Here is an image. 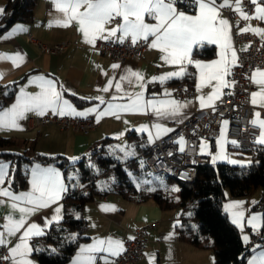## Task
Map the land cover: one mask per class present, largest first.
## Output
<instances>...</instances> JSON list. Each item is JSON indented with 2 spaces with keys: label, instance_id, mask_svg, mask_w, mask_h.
I'll list each match as a JSON object with an SVG mask.
<instances>
[{
  "label": "crops",
  "instance_id": "obj_1",
  "mask_svg": "<svg viewBox=\"0 0 264 264\" xmlns=\"http://www.w3.org/2000/svg\"><path fill=\"white\" fill-rule=\"evenodd\" d=\"M221 2L222 0H217V3ZM8 3L9 0H0V8L4 10L3 13L0 14V17L6 12ZM230 3L234 9L235 0H230ZM260 3L264 5V0H260ZM175 7L177 8L176 4ZM221 11L222 16L230 22L233 48L236 50L238 57L239 51L244 49L246 45L236 44V33L249 25L252 27L264 28V21L258 18L245 21L238 12L239 18L231 19L223 10ZM243 11L249 16L255 15V11L252 13L244 8ZM182 12L193 15L196 14V10L193 7H188ZM61 16L62 14L57 12L54 8L52 0H35L30 17L18 19L4 31L0 32V53H7L9 55L19 53L23 56V61H18L19 66H13L11 60L0 59V73L4 74L3 77L0 78V96L2 99L10 94L12 84L15 83L11 99L0 107V112L11 108L16 102L17 97L20 96L22 89L28 94L34 95L38 93L40 91L39 83H30V80L35 77L53 79L58 82V87L62 84L67 89V91L64 92L65 99H68L77 111H84L99 105V101L94 99H82L83 97L103 96L106 102L127 103V97H124V99H117L116 101L111 100L113 96L119 97L123 95V93H118L116 91L115 83L120 81L121 76L127 75V69L140 72L143 75L144 100L174 99L181 103L188 102L187 106L181 109L180 115L175 119L157 117L151 111L147 113L121 112L119 113V118L115 116H106L100 119L99 126L96 129L87 134L74 130L64 131L58 126L45 125L41 127H30L33 121L41 116L35 111H30L25 113L23 119L18 120L17 123L19 124V128L0 129V136L11 140L10 144L0 148V152L5 151L19 154L36 153L48 157H57L60 160L66 159L70 163L77 164L90 152L91 147L97 144L99 147L103 148L104 155L110 160L111 164L124 162V160L117 158L122 150H130V153L136 151V154L143 155L157 139L169 133L163 134L157 138L155 135L156 129L153 127L154 124H161L164 128L173 129L174 124H179L187 120L193 114L209 108H201L198 98L200 96L207 97L216 82L213 81L212 84L205 85L200 91H197L199 70L195 67V63L187 66L188 75L173 77L161 83L158 79L153 80V77H160L166 73L177 71L179 66L166 64L161 59L162 53L159 49H154L149 46L151 38L148 40V48L141 61L127 60L120 63L108 59L99 53L95 49L96 43L95 45L85 43L82 33L78 31V26L75 22H73L70 27H59L55 24L50 26V22ZM239 21H242V24ZM146 22L155 23L151 18H146ZM118 23H120L119 18L106 27H115ZM20 26H22V30ZM30 34L48 44L60 42H69L70 44L65 51L59 54L47 55L29 40ZM203 49H209L211 55L209 57L200 56L198 51L200 52ZM203 49L194 48L190 58L194 62L196 60L211 62L218 59L219 48L216 45H207ZM113 64H118L120 67L113 69L111 67ZM262 70H264V68H262ZM110 79L113 80V87L110 88L108 92L100 91ZM132 79L134 81L132 85H129L127 81H120L122 88L127 92H140L141 88L138 83H135V77H132ZM225 79L230 83L233 82L230 75L226 76ZM182 83L193 88L192 96L184 98L175 97L174 94L178 86ZM231 88L232 86L222 88L219 98L222 97L225 90ZM256 91H258V86L254 84L253 92ZM165 92L170 95H165ZM217 100L218 99L214 100V103ZM252 106L254 110L253 119H256L255 113H260L264 110V107L253 104ZM105 107L106 104L99 105V110H103ZM89 115H94L96 117V113H90ZM259 119L262 118L259 117ZM142 126H147L148 130L140 131L139 129ZM222 126L223 122L216 138L212 140H202L205 141L207 147H205V150L201 153L208 155L210 161H212L211 155L208 154L207 151H213L219 148L217 141L221 137L222 129H224L225 141L223 144V152L226 154L227 164H233L230 162L232 160L241 162L235 165L249 164L253 158L251 157V161H247L248 159L244 157V153L246 152L236 148H230V144L233 143H231V140L227 137L226 126L223 128ZM149 133H152L151 138ZM202 141L200 143V151ZM32 143H35V148L33 149ZM234 145L237 144L235 143ZM261 147H264V145L257 143L256 148ZM246 154L250 155V153ZM0 163L7 165L8 173L5 177V183L0 185V187H9V181H11V191L17 194L31 191V173L37 165L43 168H54L60 173L61 181L65 187V191L61 194V198L55 204L47 208L38 209L27 218L26 226L27 224L35 223L40 226L43 232L42 235L33 236L29 240V244L33 249L30 259L33 261V264H39L37 252L46 251L53 254H65L70 252L77 241V232H69L62 229L63 220L68 213L67 203L69 202V200L64 197L68 192V182L64 170L53 163H42L40 161L31 162L22 159L19 162V174L15 177L16 166L10 159L0 156ZM129 172L128 170L127 173L129 174ZM22 178H25L24 183H22ZM101 180L95 183V197L84 204L81 212H73L75 217L84 218L86 221V229L84 232L85 238L78 243L68 264H72L82 246L91 245L97 240L112 239L120 241L123 244L124 250L125 238L131 237L137 228L152 221L157 222V227L151 232L146 258L136 264H216V249L210 237L204 235L202 237V245L196 246L186 241L180 235L184 210L180 206H173V204L187 200L190 196V191L188 189L175 184L173 187L174 189H178V191L171 190L168 203L162 206L153 199L139 200V194L136 191L124 194L122 192L124 187L120 186L118 176L115 174L112 180L113 183L116 184L115 190H109L108 187L109 185L111 186L110 182L104 185L102 184L103 186H98ZM105 187H107V189L102 190ZM135 190L139 189L137 188ZM261 196L262 190L257 187L249 196L244 198L228 196L224 204V211L232 222V212L237 209L226 211L225 205L237 201L243 202L239 208V210L244 212L242 227L232 222L239 229L243 242L250 246V251L242 264H248V260L251 259L252 256L264 251V245L252 243V238L254 236L264 235L262 233L263 228L253 232L252 228L247 223V219L252 215L263 217L262 212L253 209L254 204L261 199ZM0 199L8 200L6 197H0ZM21 206H24L22 202ZM57 207L61 209L59 213L60 219L53 220V216L57 215L55 211ZM11 212L12 209L8 204L0 205V226L7 223L6 217ZM18 216L19 213L17 212L14 218H18ZM48 221H51V223H47ZM257 223H259V221ZM194 225L195 227L199 226L197 222H195ZM55 230L58 231L55 232ZM0 231H3L2 227H0ZM19 235L20 233H18L16 237L9 238L10 244L8 247L14 246L18 242ZM245 235L250 238L248 242H245L243 239ZM257 245L260 247H257ZM96 255V264H105V261L100 259V256L107 257V264H116L115 257L118 256H111L108 253ZM6 264H10V262L7 261Z\"/></svg>",
  "mask_w": 264,
  "mask_h": 264
},
{
  "label": "snow or ice",
  "instance_id": "obj_2",
  "mask_svg": "<svg viewBox=\"0 0 264 264\" xmlns=\"http://www.w3.org/2000/svg\"><path fill=\"white\" fill-rule=\"evenodd\" d=\"M255 5V15L249 16L243 11L241 0H235L234 10L240 14L243 20L249 21L258 18L264 21V5L260 0H250ZM54 8L62 16L50 22V26L55 24L59 27H70L73 22L78 26V31L82 33L83 41L87 44L95 45L96 40H110L117 38L123 43L125 39H131L132 44L140 40L148 41L151 38L150 47L159 49L162 53L161 59L170 65H178L177 71L166 73L160 77H153V80H160L161 83L173 77H183L188 75L187 66L195 63L199 70V82L197 91H200L205 85H215L207 97L200 96L201 108L213 107L214 100L219 99L220 90L224 87H231L233 82L225 79L231 74V69L238 63L237 52L233 48L231 25L228 19L222 16V9L232 7L230 0H192V6L196 14H187L178 11L175 7L176 0H52ZM82 9V10H81ZM0 8V14L3 13ZM119 18L120 23L115 27H106ZM146 18H151L155 23H147ZM22 30V26H20ZM253 32L264 40V28L252 27L251 25L241 29V32ZM117 33L120 35L117 37ZM207 45H216L219 48L218 59L211 62H195L190 58L194 48L203 49ZM246 50V49H245ZM0 59L11 60L13 66H19L18 61H23V56L19 53L9 55L0 53ZM113 69L120 65L113 64ZM127 75L120 77V81H127L129 85L134 83L132 77H135V83L139 84L140 92L132 93L124 91L120 81L115 83V89L122 96H113L112 101L124 99L127 97V103L106 102L103 96L83 97L82 99H94L99 101V105H105L103 110H99V105L88 108L84 111H77L68 99H65L64 92L67 89L53 79L44 77H35L30 83H39L40 91L36 94H28L21 90L20 96L10 109L0 112V129L19 128L18 120L25 117V113L35 111L38 115H45L51 111L53 115L59 116H77L86 117L90 113H96V121L106 116H115L119 118L121 112H144L151 111L157 117L177 118L181 109L187 106L188 102L181 103L174 99L144 100V80L140 72L126 70ZM0 73V78L3 77ZM106 75V73H105ZM114 79V78H113ZM250 80L258 86V91L251 93V103L264 107V70L256 68ZM113 87V80L110 79L102 92H108ZM165 95H170L165 92ZM256 119L250 121L253 126H259L261 133L256 143L264 145V119H259L260 113H255ZM224 121V125H227ZM156 137L166 134L173 129L164 128L161 124H154ZM140 131H147V126H142ZM224 129L221 131V137L217 141L220 148V154L213 156V162L217 159H223V144L225 141ZM150 138L152 133H149ZM177 143L181 144L180 150L183 151V138ZM235 144V141H231ZM207 147L201 145V152ZM233 164H239L240 161L232 160ZM7 165L0 163V185L5 183L7 176ZM31 191L14 193L9 187H0V197H6L8 200L0 199V205L8 204L12 212L6 217L7 223L2 226L0 231V246H8L11 237H16L18 233V242L8 248V255L0 257V260L9 261L10 264H33L30 259L32 247L29 240L33 236L43 234L42 229L35 223L27 224V218L40 208H47L55 204L65 191V187L60 178V173L54 168H43L37 165L31 173ZM178 191V189H173ZM21 202L24 206H21ZM243 202L237 201L225 205V210L232 212V222L242 227L244 212L239 210ZM60 208L55 209L57 215L53 220H59ZM18 218H14L16 213ZM259 221V223H257ZM47 223H51L48 221ZM248 225L256 232L264 228V217L252 215L247 219ZM47 226V225H45ZM23 230V231H22ZM245 242L249 241V236L243 237ZM257 247H260L257 245ZM123 250V244L120 241L112 239L97 240L91 245L82 246L72 264H96L97 255L108 253L111 256H117ZM100 259L107 264V257L100 256ZM248 264H264V251L257 253L248 260Z\"/></svg>",
  "mask_w": 264,
  "mask_h": 264
},
{
  "label": "built area",
  "instance_id": "obj_3",
  "mask_svg": "<svg viewBox=\"0 0 264 264\" xmlns=\"http://www.w3.org/2000/svg\"><path fill=\"white\" fill-rule=\"evenodd\" d=\"M242 7L249 12L255 11V5L250 0H241ZM178 11H184L192 6V0H176ZM231 19L239 18L237 12L230 8L222 9ZM242 24V21H239ZM120 34L117 33V37ZM29 40L37 45L44 54L56 55L65 51L69 42L48 44L29 35ZM236 44H245L238 54V63L231 69V78L234 81L232 88L224 91L213 105L204 111L193 114L187 120L174 124L173 131L157 139L151 146L149 153L143 154L148 170L156 175H165L170 180L182 184H193L198 178L200 167L210 164V157L201 153L200 143L202 140H212L219 134L221 124L226 119L227 137L244 149L250 151L252 158H256V141L260 136V127L253 126L254 110L251 103V93L254 84L250 77L256 68H264V40L253 32H238L235 35ZM148 48V41L140 40L132 44L127 38L123 43L117 38L110 40H97L95 49L108 59L123 63L127 60L141 61ZM246 49V50H245ZM176 98L190 97L193 88L182 83L175 92ZM264 119V110L260 112ZM58 126L61 130H74L87 134L99 126L94 115L84 118L70 115L59 116L50 112L37 117L30 127ZM183 138V151L181 144L177 143ZM102 154V149L88 157L87 165L95 162ZM133 160L120 165L126 168ZM70 196L69 192L65 198ZM157 227V222H148L137 228L131 237L124 240L125 248L121 254L115 257L116 264H136L146 258L148 243L151 232ZM252 243L264 245V235H256ZM8 246H0V257L8 255ZM6 260H0V264H6Z\"/></svg>",
  "mask_w": 264,
  "mask_h": 264
},
{
  "label": "trees",
  "instance_id": "obj_4",
  "mask_svg": "<svg viewBox=\"0 0 264 264\" xmlns=\"http://www.w3.org/2000/svg\"><path fill=\"white\" fill-rule=\"evenodd\" d=\"M34 2L35 0H9L6 12L0 17V32L18 19L30 17ZM198 54L209 57L211 52L209 49H203L200 52L198 51ZM14 87L15 83L12 84V89L7 97L2 99L0 96V107L11 99ZM10 143L9 138L0 136V148ZM33 148H35V143H32ZM98 148L102 149V154L96 158L93 164L88 166V157L93 155ZM230 148L250 153L248 149L241 148L238 145L230 144ZM149 151L150 148L146 150V154ZM255 151L256 158H253L249 164L235 166L219 164L215 166L210 163L200 167L196 182L183 184L190 191L189 198L173 204V206H180L184 210L181 222L182 228H180L181 237L196 246L202 245L204 235L210 237L216 249V264H242L250 251V246L243 242L239 229L229 220L224 211V204L228 196L244 198L249 196L255 188H261V199L254 204L253 209L262 212L264 217V147H255ZM0 156L10 159L15 164V177L19 174V162L22 159L31 162L40 161L56 164L66 174L70 196L66 198L69 200L67 203L68 213L63 220L62 229L77 232V241L72 250L65 254H53L46 251L37 252L39 264H68L78 243L85 238L84 232L86 229L84 218L75 217L73 212H81L84 204L95 197V183L101 180L104 175L110 172L117 175L120 186L124 187L122 190L124 194L135 191L131 174L135 176L144 190L143 193L139 194V200L153 199L164 206L170 198V194H166L160 187L154 188L150 184L139 180L141 171L137 166L138 158L133 159V163L128 164L126 168H121L120 165L123 162L111 164L110 160L105 157L103 148L97 144L93 145L90 152L77 164L70 163L66 159L60 160L57 157H48L36 153L19 154L3 151L0 152ZM126 170L130 171L129 174ZM146 170H148L147 165L143 168V171ZM24 180L25 178H22V183H24ZM108 188L109 190L112 189ZM106 189L107 187L102 190ZM195 222L199 224L198 227H195ZM262 233L264 234V228Z\"/></svg>",
  "mask_w": 264,
  "mask_h": 264
},
{
  "label": "rangeland",
  "instance_id": "obj_5",
  "mask_svg": "<svg viewBox=\"0 0 264 264\" xmlns=\"http://www.w3.org/2000/svg\"><path fill=\"white\" fill-rule=\"evenodd\" d=\"M224 121H226V119ZM224 121H223L222 128L225 127ZM202 144H205V141H202ZM207 153L211 155V160H212L211 164H213L215 166H217L219 164H227V162H226L227 158H226V154L224 152L222 153L224 156L223 159H217L215 162H213V156L220 154L219 148L217 150L207 151ZM244 154H245L244 157H246L248 159L247 161H251V159H252L251 156L249 154L247 155L246 153H244ZM117 158L124 160V162H123L124 164L130 162L129 160H133L135 158H138V165L137 166H138L139 170L141 171V173L139 175V180L150 184L151 187H154V188L160 187L163 191L166 192V194L171 193V190L174 189L173 186H175V184L178 186L184 187V185L182 183L176 182L174 180H170L165 175H154L149 170L143 171V168L146 166L145 158L142 154L141 155L136 154V151L130 153V150H122L120 152V154H118ZM227 165H229V164H227ZM230 165H235V164H230ZM126 171H128V170H126ZM131 176H132L131 180L134 183V188L139 189V190H135V191L138 192V194L143 193L144 190H143L142 186H140L141 185L140 182L137 181L135 176H133L132 174H131ZM113 179H114V173L110 172L109 174H106L102 177V180L98 183V186L99 185L101 186L102 184L104 185V184L110 182L111 186L109 185V187L112 188L111 190H115L114 188H116V186H115L116 184L113 183V181H112Z\"/></svg>",
  "mask_w": 264,
  "mask_h": 264
}]
</instances>
